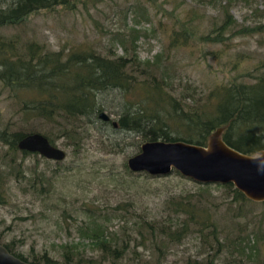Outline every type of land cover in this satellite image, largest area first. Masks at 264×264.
Instances as JSON below:
<instances>
[{
	"label": "rangeland",
	"instance_id": "obj_1",
	"mask_svg": "<svg viewBox=\"0 0 264 264\" xmlns=\"http://www.w3.org/2000/svg\"><path fill=\"white\" fill-rule=\"evenodd\" d=\"M157 1L170 11L179 0ZM254 6L260 13L258 10L254 14L250 12ZM190 9L196 12L192 22L196 33H206L211 18L217 13L195 0H185L173 13L182 18L188 16ZM231 13L238 24L264 23V0H257L250 8L234 6ZM171 26V16L163 15L148 0H73L68 6L38 10L19 24L1 27L0 34L13 36L18 43L35 41L45 48L62 51L63 55L76 45L92 47L106 56L121 55L119 40L126 42V49L133 45L140 61H153L160 54L156 63L160 70L157 78L161 72H166L162 73L169 80L166 89L176 98L184 96L185 107L191 111L200 106L199 102L204 101L213 85L252 82L254 76L264 74V67L254 69L264 60V35L233 37L228 46L205 43L203 51L201 45L190 39L185 46L168 48L166 32ZM248 72L251 77H242ZM6 94L5 91L0 93V130L3 127H7L8 132L25 130ZM135 96V93L123 96L109 90L99 94L97 102L101 111L115 121L121 105ZM77 125V139L69 142L56 135L54 144L64 150L63 160H48L38 154L21 156L17 153L15 156L25 176L19 178L15 170L6 184V201L0 204L2 243L10 242L27 261L41 255L59 259L61 245L88 242L87 238L80 237L79 228L84 229L85 224L91 226V221H95L118 236L129 235L130 247L135 253L131 249L125 251L122 264H132L135 260L137 264H184L186 258L206 251L195 234L165 247L159 244L160 250L150 243L145 231L142 236L135 232L141 221H165L168 218L166 200L197 191V183L175 171L159 177L130 172L125 162L143 141L139 133L113 132L100 120L87 124L82 121ZM35 126L53 135L58 130L52 125ZM5 148L0 145V158ZM0 168H3L1 164ZM40 174L41 182L37 176ZM33 179L36 182L31 186L29 180ZM215 185L211 184L203 194H208L216 204L214 216L228 244L216 263L264 264V240L257 244L260 257L257 254L247 257L249 250L244 242L236 243L249 232V227L246 229L244 225L251 215L243 217V211L235 203L221 202L225 192ZM244 207L255 215L261 209L258 204L246 203ZM249 221L250 225L257 224L251 218ZM141 242L142 245H138ZM252 242L249 236V244Z\"/></svg>",
	"mask_w": 264,
	"mask_h": 264
},
{
	"label": "trees",
	"instance_id": "obj_2",
	"mask_svg": "<svg viewBox=\"0 0 264 264\" xmlns=\"http://www.w3.org/2000/svg\"><path fill=\"white\" fill-rule=\"evenodd\" d=\"M72 1L0 0V28L19 24L38 10H53L57 6H68ZM148 1L163 15L171 16L172 26L166 32L168 48L185 46L190 39L201 45L200 50L203 51L205 43L228 46V41L233 37L264 35L263 22L238 24L231 13L234 6L250 8L257 0H195L217 13L211 18L204 34H197L192 25L195 10L190 9L188 16L182 18L173 13V9L184 5L185 0H179L170 11L163 8L162 2ZM257 10L254 6L250 12ZM119 41L123 50L121 55L106 56L92 47L81 45L71 47L63 55L62 51L45 48L35 41L18 43L15 37L0 34V93H7L11 106L19 114L20 124L25 126V130L8 132L7 127L0 130V145L6 147L0 158L3 166L0 168V204L6 201V184L13 171L16 170L19 178L25 176L24 170L20 169L21 163L15 160L17 153L21 156L37 154L19 150L17 140L31 132L43 134L53 145L58 136L69 142L77 139L79 122L81 125L82 121L87 124L100 120L97 114L102 108L97 102L98 95L109 90H116L123 96L136 94L134 99L121 105L115 120L116 127L110 121L100 120L106 129L113 132H136L143 141L181 140L204 145L207 136L220 127L223 141L239 152L253 155L264 149V74L254 76L252 82L229 81L213 85L204 101L199 102L200 106L191 111L185 107L184 96L176 98L166 89L169 80L162 75L166 72H161L157 78L160 70H157L156 63L160 54L153 61H140L133 45L126 49V42ZM257 41L261 42V39ZM263 67L264 60L254 69ZM242 77H251V74L248 72ZM37 124L52 125L58 129L57 133L53 135L49 130H39L35 126ZM37 176L41 182V174ZM34 179L29 180L31 186L36 182ZM197 184V191L171 196L166 200L168 218L165 221H141L135 232L142 236L145 231L150 243L160 250L162 245L165 247L169 243L180 242L189 234H195L206 251L186 258L184 264H217L228 244L221 227L217 226L213 211L217 209L216 204L208 194H203L211 184ZM215 186L225 192L221 202L235 203L243 211V217L251 215L249 218L257 221L256 225H250L249 218L246 219L244 227H249V232L236 243L241 245L244 242L243 245L249 250L247 257H251V254L260 257L257 244L264 240V201L248 200L230 183ZM246 203L261 206L258 214L255 215L251 209L247 211V207H244ZM91 223V226L85 224L84 229L79 228L80 237L87 238L88 242L61 245L59 259L41 255L32 256L27 261L10 242L2 243L0 240V244L12 255L33 264H122L125 251L131 249L135 253L130 247L129 235L124 233L118 236L115 231L98 226L95 221ZM248 235L253 238L252 245L249 244ZM138 245H142V242ZM132 264H137V261Z\"/></svg>",
	"mask_w": 264,
	"mask_h": 264
},
{
	"label": "water",
	"instance_id": "obj_3",
	"mask_svg": "<svg viewBox=\"0 0 264 264\" xmlns=\"http://www.w3.org/2000/svg\"><path fill=\"white\" fill-rule=\"evenodd\" d=\"M98 118L110 120L104 111ZM222 128L214 129L204 145L181 140H146L139 144L138 151L126 159V166L134 173L143 172L152 177L166 176L172 171L200 184L230 183L245 198L254 202L264 201V149L249 155L227 145L221 138ZM19 150L37 153L53 161L65 158L61 148L49 143L39 132H31L16 142ZM0 264H33L9 253L0 244Z\"/></svg>",
	"mask_w": 264,
	"mask_h": 264
}]
</instances>
